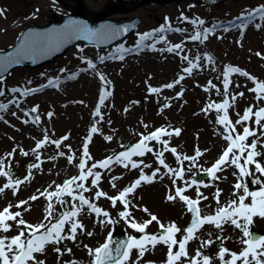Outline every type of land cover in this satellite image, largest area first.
<instances>
[{
  "label": "rangeland",
  "instance_id": "1",
  "mask_svg": "<svg viewBox=\"0 0 264 264\" xmlns=\"http://www.w3.org/2000/svg\"><path fill=\"white\" fill-rule=\"evenodd\" d=\"M105 1L85 0L91 11L99 10ZM197 3L180 0L143 6L129 13L111 15L110 17L117 22L135 15L139 16L141 21L137 29L124 40L104 50L79 42L71 46L63 56L40 68L29 70L18 67L0 80V90L5 93L0 96V104L8 105L7 110L0 114V117L2 116L0 162L3 170L10 171L14 180L25 181L16 190L15 195L10 188H6L3 194H0V210L11 204L12 212H21L18 220L22 218L33 225L44 221L49 201L41 193L55 191L58 185H63L66 180L77 177L78 161L83 155V144L88 138L86 132L91 130V123L97 124L98 129L89 143L88 151L92 159L86 158L87 162L92 164L96 162L95 159L102 156L107 158L125 144L137 143L142 135H148L161 127L168 131H171V128L181 129L179 136H164L161 139L168 142L169 148H176L182 163L177 161L176 156L164 151L163 145L155 141L149 144L153 148L152 153H146L143 157H133L135 162L141 164L140 168L130 169L129 166L126 169L113 164L107 170L93 169L94 172L101 173L99 190L113 197L138 179L141 170L145 175L151 176L153 171L159 169L154 182H142L141 186L128 197L131 201L128 211L138 223L149 220L150 215H155L166 226L175 223L181 229V233L177 234L179 240L184 234L183 230L186 229L189 213L185 204L179 199L167 200L168 195L175 194L177 187H187L188 190L184 194L191 199L198 198L197 187L204 196L208 197L207 200L200 197L199 207L202 215L214 214L218 207L214 199L217 189L221 191V205L236 199L233 195L235 191L233 185L237 183L238 170L234 167L225 166V171L217 173L220 179L216 181L208 177L201 183L191 184L189 180L195 174L202 172V169L211 167L227 146V141L223 139V135L227 133L224 132L223 126L216 122L218 115L223 113L218 114L215 110L203 111L209 103L223 102L225 68L233 66L249 73L258 81H264V59L261 58L264 56V20H261L259 15H257L258 19L253 20L238 19L242 14L247 15L245 10L251 11L264 5V0H226L211 6ZM123 6L124 4L121 5ZM63 7L53 0H0V12H3V15H0V48L12 44L18 33L29 23L46 22L47 16L53 11L64 13ZM181 16L186 19H179ZM235 19L238 20L229 25L225 24ZM199 20H203L204 24L200 25ZM192 21L196 23L193 24ZM222 25L226 26V31L223 27L222 31H219ZM257 25L260 26L259 29ZM167 26L174 27L168 29V33H174L173 36L170 33V37L166 38L167 41H164V45L160 47H163L162 49L157 52H136L135 55L134 50L143 42L140 40L142 34H154L162 27L166 29ZM205 28L212 30L207 40L198 41L199 43L189 40L190 34L193 36L197 31L203 32ZM162 39V35L155 36L156 42ZM175 45H181V48L172 52L167 51ZM153 48L156 50L155 47ZM257 53L261 55L258 56ZM209 54L213 56H210L211 61L203 57H209ZM185 56L187 60L183 59ZM101 57L104 58L103 61L110 58L114 62L104 64L97 62L94 69L85 68L89 61L96 58L101 61ZM189 61L198 64L191 75L184 71L185 68L191 67ZM71 70H74L75 74L81 73L72 75L68 82H61L64 75ZM101 76L104 80H101ZM180 76H184V79L178 84L175 83ZM54 77L57 80H52ZM229 79L231 84L228 89V99L233 104L228 110L230 120L235 122L239 119L246 105L252 106L254 111L264 107V101H257L255 93L249 91L255 86L252 81L239 73H232ZM50 80L55 83H48V86L35 90V94L31 97L24 99L19 94L18 85L34 89ZM209 82L215 87H211ZM168 84H174V87L168 88L163 95L161 92H151L152 88L159 89ZM98 89L101 92L107 89L110 95L101 105L99 117H93L90 112L92 106L96 107ZM241 92L244 93L243 96L238 95ZM232 95L237 96L235 102L231 100ZM34 107L37 108L36 112L31 111ZM25 113L28 115L25 116ZM35 116L40 118V122L35 121ZM31 119L34 123L30 121ZM244 126L256 128L255 124L249 121L245 125H236L237 132L242 133ZM256 131L260 136V130L256 128ZM45 136L48 138V143L33 151ZM65 136L68 137L67 140L63 139ZM107 136L112 137L111 141L105 139ZM252 139L256 137L249 138L248 142L251 143ZM56 141H62L59 148L54 143ZM259 143H264V139ZM197 149L204 155L196 162L183 160L184 156H194ZM257 150L264 154V148L259 147V144ZM160 151H164L163 159L169 168L184 169L183 179L167 174V169L158 163L154 154ZM24 152L28 155H23ZM69 157H72L71 162ZM258 159L264 164V155ZM36 164H39V168H31L29 178L30 166ZM144 164L151 167L145 168ZM87 167L90 166L86 165ZM113 177H121L114 181L115 188L110 183ZM8 179V177H0V187H3ZM91 179L93 178L89 177L88 181L83 182L86 187L91 188ZM245 179L249 182L251 190L258 188L257 185L250 183L251 177ZM204 185L210 186L204 187ZM95 191L96 189H91L84 195L104 211L109 212L115 223L101 224L99 220L105 219L104 217L90 219L88 214L82 213L78 219L85 226V231L78 230L75 242L64 240L58 245L62 251L71 249V253H67L65 257L60 256L54 251L56 246L49 245L44 254H36L38 259L44 260L45 264H72V261H76L77 264H92V257L89 256L85 245L96 248L106 240L109 231L122 230L128 236L140 238L141 233L129 228L119 218V212L123 211L119 201L116 207H112L111 201L106 198L94 199ZM33 195L39 196V199L32 201L30 197ZM21 201L28 203L22 208L15 207ZM65 201L66 203L61 205L53 198L54 217L58 212L70 209V200ZM145 208L147 212L142 210ZM10 224L13 225L12 229L8 233H0V236L10 238L22 230L16 226V222ZM92 225L96 228L91 227ZM252 230L264 235V220L257 218ZM88 232H92L93 235L88 236ZM146 232L157 234L160 229L153 222ZM196 236L199 239L190 241L187 246L189 256H194L199 249L212 259V264H221L217 258L221 246L236 253H239L243 247L240 243L242 233L230 224L224 225L223 230L213 225H205ZM217 236L222 239H217ZM206 240L214 243L209 247L201 248V242ZM175 250L177 249L174 248ZM166 255V246L157 245L156 248L146 252L144 257L138 260V264H165ZM137 259V252L133 250L129 264H133ZM226 259L230 257L226 256ZM182 264H188V261L182 259Z\"/></svg>",
  "mask_w": 264,
  "mask_h": 264
},
{
  "label": "snow or ice",
  "instance_id": "2",
  "mask_svg": "<svg viewBox=\"0 0 264 264\" xmlns=\"http://www.w3.org/2000/svg\"><path fill=\"white\" fill-rule=\"evenodd\" d=\"M247 15H243L240 19H250L259 15L261 20H264V5H260L254 10H245ZM0 15H3V12H0ZM179 19L184 20L185 17L181 16ZM193 24L196 21H192ZM199 24L203 25L204 21L199 20ZM243 27V25H242ZM259 29L260 26L257 25ZM108 29L111 31V35H118L121 31H126V29H114L111 25L108 26ZM160 32L165 31L162 27L159 29ZM176 31H180L176 29ZM212 30L205 28L203 32L197 31L191 40L201 41L208 39V36ZM76 35H83L85 39L91 38H102L107 35V32L104 30H93L88 28L86 25L78 26L74 30ZM148 34L142 35L140 37L141 41L148 39ZM139 47V45H138ZM181 45H175L174 48L170 47L167 51L172 52L174 49H180ZM118 51H124L123 49H118ZM19 55V50L17 51V56ZM256 55L260 56V53ZM264 59V56H261ZM103 61V57L100 58ZM183 59L187 60L185 56ZM199 58L197 57V60ZM211 61V57L207 58ZM5 60L8 63L18 62L14 57L9 56L7 58L0 57V68L5 66ZM191 67L184 69L189 75L192 74V70L198 67L197 63L189 61ZM89 68H95L96 65L88 62ZM232 73H239L241 76L247 77L248 80L252 81L255 85L249 91L255 93V98L257 101H264V82L258 81L249 73L241 71L239 68L226 67L223 72V88H224V100L222 103H209L207 107L203 110L205 112L209 110H215L218 114L217 123L222 125L224 132L227 133L223 135V139L227 141V146L222 151V154L218 159L212 164L211 167L207 169H202V171L209 177L211 180L216 181L220 179L217 173L225 171L226 167H234L238 170L237 183L233 185L234 192L233 195L236 196V199L230 200L226 205H221L220 196L221 191L216 190L214 194V199L218 207L215 209L214 214L212 215H202L201 208L198 206L201 203L200 197L207 200L208 197L204 196L203 193L199 191V187L196 189L197 199H191L186 196L184 193L188 190L187 187L175 189L174 195H168V201H175L179 199L182 201L186 207L187 211L192 214L191 223L186 229L183 230L184 234L181 239H177V234L181 233V229L175 224L171 223L169 225H164L161 221L155 216L150 215V219L138 223L134 218H132V213L128 211L131 201L128 197L133 194L137 188H139L143 183H152L154 178L159 174V169L153 171L151 176L145 175L143 170L140 172V176L136 179L129 187L124 188L116 196H108L107 193L99 190V184L101 181V173L94 172L93 169H109L111 165L117 164L121 165L124 168L137 169L141 167L140 163H137L133 160V157H143L146 153H152L153 148L149 147V142L156 141L163 145L164 151L171 152L178 162L182 163L181 157L177 155L176 148H169L168 142L162 140L161 137L173 135L179 136L180 129H175L173 131H168L166 128H159L156 131L148 134L142 135L139 141L128 148V150L120 152L114 156H109L106 159L93 163L91 167L86 168L87 160L82 159L78 165L79 175L77 177H72L64 182L63 185H58L55 191L52 192H42L41 195L49 201L46 215L44 221L39 224L33 225L27 223L21 217V212L16 211L12 212L13 205L9 204L7 207L0 210V233H8L13 225L10 222H16V226L22 230L13 237L0 236V264H45L44 260L38 259L36 254H44L47 246L54 245V251L62 256L67 253H71V249H66L64 251L58 246L64 240L76 241L77 232L85 231V226L78 219L81 215V212L86 208L89 214H95V217L100 218L104 217L105 219L99 220L101 224L111 225L115 223L111 219L109 212L104 211L102 208L98 207L96 203L91 202L88 198L85 197L84 193L89 192L91 189H96L94 199L106 198L111 201L112 207H116L117 202L123 205L124 210L119 212V218L123 220L129 228L134 229L135 232L141 233L139 239L134 236H129L126 242L117 243L116 247L113 249L112 245V235L109 233V236L106 238V242L101 246L96 248H90L85 245V248L88 251L89 256L92 257V264H129V261L132 258L133 250L137 252V261H134L133 264H138V260L142 259L146 252L150 249L156 248L157 245H164L167 248V255L165 264H182V259L187 260L188 264H212V259L203 254L199 249H197L194 256H189L187 246L190 241L199 239L196 236V233L202 229L205 225H213L215 228L223 230L224 225L230 224L238 229L242 233V238L240 243L243 245L239 253L232 252L228 248L221 246L217 258L221 264H264V235H258L252 231V227L257 218L264 220V164L260 162L258 157H261L262 154L257 150L258 144L259 147L264 148V143H259L261 139H264V107H259L258 110H253L252 106L247 107L242 116H239L235 122L229 119L228 110L233 106L228 99V89L231 84L229 79ZM101 80H104V77H100ZM184 79V76H180L175 83H179ZM50 84H54V81H50ZM215 87V85H211ZM167 88H173L174 84L166 85ZM160 89L152 88L151 92L158 93ZM207 91V89H205ZM219 93V89H217ZM5 95L3 90H0V96ZM110 95V93L105 92L101 98L100 103L103 104V97ZM182 95V93H181ZM239 96H243L244 93H239ZM237 99L236 95L231 96L232 102H235ZM8 105L0 104V111H6ZM36 112L37 108L34 107L31 110ZM28 115V113H25ZM96 115L99 116V110H97ZM239 115V114H238ZM51 116V113H49ZM39 120V117H36V121ZM252 121L256 128L260 130L261 135H257L256 128L249 126H244L242 133L237 132L236 125H245L247 122ZM147 127V125H145ZM98 129L92 127L90 130V135L87 138L84 147H83V157L87 159H92L88 151V143L91 142V133H97ZM256 137L252 139L249 143V138ZM67 140L68 137L63 138ZM106 140L111 141L112 137H105ZM48 143V138L45 136L44 140L38 142L36 149L37 151L42 148L44 144ZM57 148L60 147L62 141H56ZM123 147V146H122ZM164 151L154 153L158 160V163L167 169V174L175 175L179 179L184 177V169H172L165 163L163 159ZM10 155V154H9ZM23 155L27 156L28 153L24 152ZM63 155V153H61ZM204 153L199 149L196 150V153L192 157L184 156L183 160H190L196 162L199 157L203 156ZM39 159V155H37ZM69 162L72 161V157H69ZM145 168L151 167L148 164L143 165ZM195 166V163L193 164ZM39 168V164L30 166L29 169V178L31 175V168ZM254 169V170H253ZM236 173H234L235 175ZM0 177H8V182L0 187V194H3L6 188L13 190L15 195L16 190L19 186L25 181L14 180L11 176L10 171L3 170L2 162H0ZM91 179V188L85 186V181ZM251 177L250 183L252 185H257L258 188L251 190L249 187V182L245 178ZM121 177H113L110 183L112 187H116L114 181L120 179ZM163 178V177H161ZM175 183V181H173ZM188 183V182H186ZM75 186V187H73ZM191 185L189 184V187ZM210 185H204V187H209ZM68 196L71 197L72 201H78V203H71L70 211H64L54 217V204L52 203L53 198L56 199L58 204L64 205L66 203L61 197ZM32 201L39 199V196L33 195L30 197ZM28 201H21L16 204L15 207L22 208ZM132 207H136L132 205ZM30 210V209H25ZM144 212L148 210L142 209ZM55 219V222H53ZM46 221V222H45ZM155 222L160 229V232L157 234H147L146 230L149 226ZM65 225H69L68 234H65ZM88 236H92V232L87 233ZM211 235V233H209ZM217 239H222L220 236H217ZM214 241L206 240L201 242V248L209 247ZM174 248L177 249L174 251ZM230 257V259H226ZM72 264H77L76 261H72Z\"/></svg>",
  "mask_w": 264,
  "mask_h": 264
},
{
  "label": "water",
  "instance_id": "3",
  "mask_svg": "<svg viewBox=\"0 0 264 264\" xmlns=\"http://www.w3.org/2000/svg\"><path fill=\"white\" fill-rule=\"evenodd\" d=\"M75 1L72 12L67 16L57 17L56 14L51 15V20L44 26L30 25L18 38L15 46L9 47L4 51H0V57H14L18 62L8 63L5 60V66L0 68V77H2L9 69L16 65H25L30 68L42 65L51 61L57 56L63 54L66 48L75 41H82L85 44H96L102 46L105 41L114 42L126 34H128L137 24L135 19L127 25L116 26L110 21H104L103 17L113 13L115 6H119L128 0H109L105 9L99 13L89 14L82 0ZM171 0H144L148 3L166 2ZM208 3H214L219 0H203ZM81 25H86L93 30H104L107 35L102 38L85 39L83 35H76L74 30ZM114 29H126L119 32L118 35L112 36L108 26ZM108 42V43H109ZM105 43L104 45H107ZM19 55L17 56V51ZM124 242V241H121ZM115 247H113L114 249Z\"/></svg>",
  "mask_w": 264,
  "mask_h": 264
},
{
  "label": "bare ground",
  "instance_id": "4",
  "mask_svg": "<svg viewBox=\"0 0 264 264\" xmlns=\"http://www.w3.org/2000/svg\"><path fill=\"white\" fill-rule=\"evenodd\" d=\"M168 91V88H162L161 90H160V92H161V95H163L164 93H166ZM91 227H94V228H96L95 226H91Z\"/></svg>",
  "mask_w": 264,
  "mask_h": 264
}]
</instances>
